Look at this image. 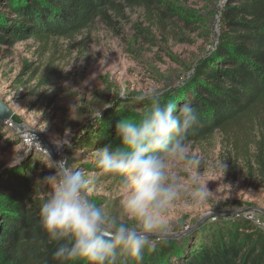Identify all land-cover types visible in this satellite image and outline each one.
<instances>
[{
  "label": "rangeland",
  "instance_id": "rangeland-1",
  "mask_svg": "<svg viewBox=\"0 0 264 264\" xmlns=\"http://www.w3.org/2000/svg\"><path fill=\"white\" fill-rule=\"evenodd\" d=\"M226 1L160 0L151 12L126 9L112 25L97 22L67 39L0 46V101L23 127L7 132L15 144L0 149V173L35 151L43 197L73 206L61 186L69 171L89 212L77 225L87 222L107 236L134 235L124 239L150 248L159 239L146 234H181L217 213L194 233L250 217L264 231V183L219 133L135 174L114 161L102 162V152L74 148L107 109L135 112L144 121L156 101L184 86L215 46ZM27 131L39 137L43 152L24 144ZM56 148L61 157L53 156Z\"/></svg>",
  "mask_w": 264,
  "mask_h": 264
},
{
  "label": "trees",
  "instance_id": "trees-1",
  "mask_svg": "<svg viewBox=\"0 0 264 264\" xmlns=\"http://www.w3.org/2000/svg\"><path fill=\"white\" fill-rule=\"evenodd\" d=\"M159 1L0 0V46L67 39L97 22L112 25L126 9L151 12ZM218 26L210 55L184 86L152 105L149 118L109 108L74 148L102 152V162L135 174L219 133L264 183V0H227ZM8 131L0 122V149L15 144ZM35 153L0 173V264H264V231L248 219L182 240L162 238L153 248L104 235L87 222L77 225L82 214L73 206L41 195Z\"/></svg>",
  "mask_w": 264,
  "mask_h": 264
},
{
  "label": "built area",
  "instance_id": "built-area-1",
  "mask_svg": "<svg viewBox=\"0 0 264 264\" xmlns=\"http://www.w3.org/2000/svg\"><path fill=\"white\" fill-rule=\"evenodd\" d=\"M7 126L9 128L16 127L13 122H9L7 124ZM23 141H24V144H26V145L32 144L34 146V148L37 149V151H39V152H43V150H44V147H42V144L40 142L39 137L29 133L28 131L25 134H23ZM62 153L63 152L61 151L60 148H56L54 150L53 156L61 157ZM64 173H65V180L63 182H61V186L65 190L69 201L73 204V207L80 214H89L88 208L86 207V205H84V203H82V198H81L76 186L74 185V183L71 180V176H70L71 173L69 171H68V173H66L64 171ZM69 176H70V178H69ZM247 219L252 221L255 225H257V223L254 221V219L252 217L247 218Z\"/></svg>",
  "mask_w": 264,
  "mask_h": 264
},
{
  "label": "water",
  "instance_id": "water-1",
  "mask_svg": "<svg viewBox=\"0 0 264 264\" xmlns=\"http://www.w3.org/2000/svg\"><path fill=\"white\" fill-rule=\"evenodd\" d=\"M13 117H14V113L13 111L9 108V106L0 101V122L3 123L4 125H7L9 122H13ZM15 124V123H14ZM16 128L19 130H23V127L21 125L15 124ZM255 211L254 209H249L247 212H253ZM220 214H212L209 216H205L204 218H202L196 225H194L191 229H189L188 231H185L181 234H173V235H168V234H146L145 236L150 237V238H155V239H162V238H171V237H184V236H188L190 234H192L194 232V230L196 228H198L199 226L203 225V223L209 218V217H213V216H219ZM222 215V214H221ZM88 218L95 224H99L92 216L88 215ZM113 237H119V238H133L134 235H129V236H125L122 234H116V233H112Z\"/></svg>",
  "mask_w": 264,
  "mask_h": 264
}]
</instances>
